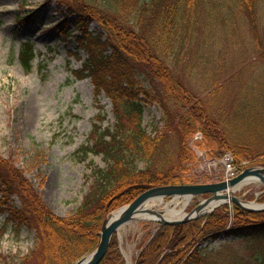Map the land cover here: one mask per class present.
Here are the masks:
<instances>
[{
    "label": "trees",
    "instance_id": "trees-1",
    "mask_svg": "<svg viewBox=\"0 0 264 264\" xmlns=\"http://www.w3.org/2000/svg\"><path fill=\"white\" fill-rule=\"evenodd\" d=\"M57 1L68 15L76 16L84 34L80 46L87 59L72 73L78 79L89 78L96 95L103 93L110 100L115 123L112 128L96 125L79 151L102 156L106 167L95 168L86 177L88 190L69 216L55 214L24 170L11 156L0 154V206L7 225L34 229L36 245L29 257L34 256L37 264L74 263L98 245L101 223L110 212L152 187L193 183L186 172L195 160L190 142L196 133L201 135L195 141L199 147L230 150L237 163L248 160L264 166V136L250 141L231 136L173 74L168 62L175 43L186 39L193 14L210 0ZM235 1L256 26L258 0ZM91 21L101 28V36L87 31ZM34 57L32 47L20 48L25 71L31 69ZM143 100L157 102L163 110V126L154 135L142 125ZM138 160L143 167L137 168ZM14 196L19 206L13 204ZM258 201L264 202V194ZM220 237L228 239L220 248L202 247L203 240ZM238 239L251 245L246 253L234 249ZM99 264H124L116 235ZM135 264H264V211L236 206L228 211L224 205L196 220L160 226Z\"/></svg>",
    "mask_w": 264,
    "mask_h": 264
},
{
    "label": "rangeland",
    "instance_id": "rangeland-1",
    "mask_svg": "<svg viewBox=\"0 0 264 264\" xmlns=\"http://www.w3.org/2000/svg\"><path fill=\"white\" fill-rule=\"evenodd\" d=\"M235 3L210 0L197 10L186 39L175 43L168 62L222 129L250 141L264 136V0L254 7L256 26ZM67 15L57 0H0V154L12 157L43 202L61 217L80 205L92 170L106 167L102 156H84L81 147L88 144L96 125L112 128L115 123L110 100L103 93L96 95L89 78L77 79L72 73L81 68L87 53L80 46L84 34L76 16ZM22 17L27 20L18 21ZM87 30L93 36L103 34L95 22ZM23 45L35 53L29 71L19 59ZM141 105L142 125L154 135L163 126V110L157 102L143 100ZM190 146L195 147L192 142ZM136 166L143 163L138 160ZM190 166L188 175H202L203 181L222 176L219 166L208 173L202 166L194 168L195 163ZM262 188L261 183H251L236 195L253 202ZM204 197L192 200L186 211ZM13 204L20 205L16 197ZM177 204L181 207L182 200ZM156 228L151 220L136 219L117 232L124 264H134ZM227 241L207 238L202 247L220 248ZM233 244L241 253L251 246L239 239ZM35 245L34 229L7 225L0 206V264H37L34 256L29 257Z\"/></svg>",
    "mask_w": 264,
    "mask_h": 264
},
{
    "label": "water",
    "instance_id": "water-1",
    "mask_svg": "<svg viewBox=\"0 0 264 264\" xmlns=\"http://www.w3.org/2000/svg\"><path fill=\"white\" fill-rule=\"evenodd\" d=\"M247 179L255 180L264 185V167H247L236 177L228 181L207 184L158 186L150 188L138 195L132 202L108 214L101 225L98 246L92 252L83 256L73 264H99L107 252L113 234L124 225L138 219L140 215L153 217L151 220L156 222L158 225H177L197 219L212 212L219 206L229 203H232L249 212L264 211V204L254 203V205H249L250 202L230 194L229 190L231 188L239 185ZM206 194L209 196L202 199L190 212H185L192 199ZM167 197L188 200L182 208L183 215L181 217L166 218L164 217L163 209L159 210L146 206L147 202L152 199H163Z\"/></svg>",
    "mask_w": 264,
    "mask_h": 264
},
{
    "label": "bare ground",
    "instance_id": "bare-ground-1",
    "mask_svg": "<svg viewBox=\"0 0 264 264\" xmlns=\"http://www.w3.org/2000/svg\"><path fill=\"white\" fill-rule=\"evenodd\" d=\"M256 182L255 180H252V179H247V180H244L242 183H240L239 185L233 187L230 189V191H237L239 189H241L244 185L246 184H249V183H254ZM187 199H184L183 202H182V206L184 204L187 203ZM178 200L177 198L171 202L169 201H163L162 199L160 198H157V199H152L150 201H148V203L146 204L147 207H153L155 205V203H157V205H162V209L164 210V217L166 218H179L183 215V211H182V206L181 207H178V204H177ZM249 205H253L252 203L249 204ZM207 211V210H205ZM153 217L151 216H147V215H140L138 219H147V220H151ZM128 264H132L130 262H128Z\"/></svg>",
    "mask_w": 264,
    "mask_h": 264
},
{
    "label": "built area",
    "instance_id": "built-area-1",
    "mask_svg": "<svg viewBox=\"0 0 264 264\" xmlns=\"http://www.w3.org/2000/svg\"><path fill=\"white\" fill-rule=\"evenodd\" d=\"M222 162L225 166L226 175L232 176L235 173V168L232 166V158L230 154H225L223 156Z\"/></svg>",
    "mask_w": 264,
    "mask_h": 264
}]
</instances>
